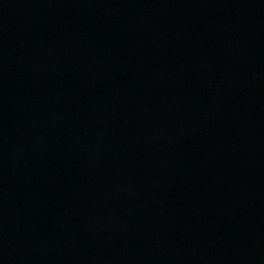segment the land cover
Instances as JSON below:
<instances>
[{"label":"water","instance_id":"95a60500","mask_svg":"<svg viewBox=\"0 0 264 264\" xmlns=\"http://www.w3.org/2000/svg\"><path fill=\"white\" fill-rule=\"evenodd\" d=\"M0 264H264V0H0Z\"/></svg>","mask_w":264,"mask_h":264}]
</instances>
